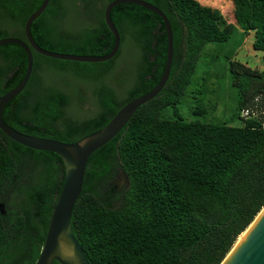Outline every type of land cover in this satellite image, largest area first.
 <instances>
[{
  "label": "trees",
  "instance_id": "trees-1",
  "mask_svg": "<svg viewBox=\"0 0 264 264\" xmlns=\"http://www.w3.org/2000/svg\"><path fill=\"white\" fill-rule=\"evenodd\" d=\"M43 0H0V39H24V23ZM112 0H49L32 22L36 43L51 52L105 55L113 36L103 20ZM167 16L173 59L162 91L141 105L125 127L89 158L71 225L90 264H220L264 206L263 116L242 120L244 108L264 109V71L228 59L237 93L238 125L185 121L177 104L202 48L227 41L234 25L198 0H145ZM237 25L253 33L264 54V0H232ZM120 35L105 62L54 59L34 50L25 88L3 109L13 129L67 143L106 125L132 99L150 91L164 69L166 31L153 12L122 3L111 10ZM127 79H119L125 58ZM26 70L16 44L0 46V96ZM117 87H116V86ZM91 102L89 114L74 112ZM77 104V106H78ZM173 108V117L163 110ZM121 170L128 187L110 178ZM63 162L24 147L0 130V264H35L63 183ZM53 264H59L54 262Z\"/></svg>",
  "mask_w": 264,
  "mask_h": 264
},
{
  "label": "water",
  "instance_id": "water-1",
  "mask_svg": "<svg viewBox=\"0 0 264 264\" xmlns=\"http://www.w3.org/2000/svg\"><path fill=\"white\" fill-rule=\"evenodd\" d=\"M48 3L49 0H43L39 8L28 16L24 23V39L16 37L0 39V46L16 44L26 54V70L23 78L14 88L0 96V130L16 143L30 149L54 153L63 162L62 187L52 210L44 243L35 264H53L54 262L90 264L71 225L72 212L82 191L87 162L96 150L112 140L125 127L141 105L154 99L162 91L169 78L172 65L173 34L165 13L152 3L145 0H112L105 6L103 12L105 25L114 39L113 46L107 54L92 56L51 52L41 48L30 31L32 22L43 13ZM122 3H132L153 12L161 18L164 24L166 56L164 69L157 84L147 93L123 105L106 125L73 143L27 135L9 126L3 120L2 112L4 107L22 92L29 81L33 67L32 50L46 57L75 62L97 63L112 59L119 50L120 35L111 19V10ZM0 212L5 214L4 205L1 202ZM242 233H244L242 237L236 240L220 264H264V206Z\"/></svg>",
  "mask_w": 264,
  "mask_h": 264
},
{
  "label": "rangeland",
  "instance_id": "rangeland-1",
  "mask_svg": "<svg viewBox=\"0 0 264 264\" xmlns=\"http://www.w3.org/2000/svg\"><path fill=\"white\" fill-rule=\"evenodd\" d=\"M198 1L218 10L223 17V23H231L234 28L227 41L210 42L202 48L191 82L177 104V112L185 121L238 125L240 121L235 116L237 93L231 84L228 59H237L252 68L264 71V54L253 49V33L246 35L237 25L232 0ZM131 61L128 57L123 60L119 79L126 81ZM74 102V112L80 109L81 112L89 114L91 102L82 105ZM163 114L165 117H173V108H165ZM110 184L119 191L128 187L127 178L121 170L114 172Z\"/></svg>",
  "mask_w": 264,
  "mask_h": 264
},
{
  "label": "built area",
  "instance_id": "built-area-1",
  "mask_svg": "<svg viewBox=\"0 0 264 264\" xmlns=\"http://www.w3.org/2000/svg\"><path fill=\"white\" fill-rule=\"evenodd\" d=\"M239 116L242 120H246V119L252 118V117L263 116V118L261 120V124L264 127V109L257 110V109H253V108H244L239 112Z\"/></svg>",
  "mask_w": 264,
  "mask_h": 264
},
{
  "label": "bare ground",
  "instance_id": "bare-ground-1",
  "mask_svg": "<svg viewBox=\"0 0 264 264\" xmlns=\"http://www.w3.org/2000/svg\"><path fill=\"white\" fill-rule=\"evenodd\" d=\"M243 234H244V233H242V234L237 238V240H239V239L242 237Z\"/></svg>",
  "mask_w": 264,
  "mask_h": 264
},
{
  "label": "flooded vegetation",
  "instance_id": "flooded-vegetation-1",
  "mask_svg": "<svg viewBox=\"0 0 264 264\" xmlns=\"http://www.w3.org/2000/svg\"><path fill=\"white\" fill-rule=\"evenodd\" d=\"M107 4H108V3H107ZM107 4H106V5H107ZM106 5H105V6H106ZM104 8H105V7H104ZM103 12H104V10H103ZM103 20H104V18H103Z\"/></svg>",
  "mask_w": 264,
  "mask_h": 264
}]
</instances>
